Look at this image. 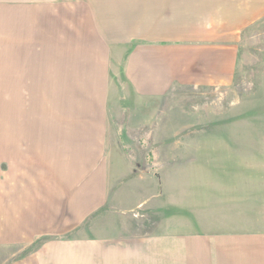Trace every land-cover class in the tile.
Masks as SVG:
<instances>
[{"label":"crops","instance_id":"crops-1","mask_svg":"<svg viewBox=\"0 0 264 264\" xmlns=\"http://www.w3.org/2000/svg\"><path fill=\"white\" fill-rule=\"evenodd\" d=\"M230 10L224 0H0V86L56 87L57 142L0 152L1 247L71 232L114 200L132 170L122 115L128 129L151 127L175 85L232 82L254 17ZM173 231L151 242L60 236L11 264H264V235Z\"/></svg>","mask_w":264,"mask_h":264},{"label":"rangeland","instance_id":"rangeland-1","mask_svg":"<svg viewBox=\"0 0 264 264\" xmlns=\"http://www.w3.org/2000/svg\"><path fill=\"white\" fill-rule=\"evenodd\" d=\"M246 9L254 20L240 29L232 82L175 85L151 127L128 129L122 115L115 126L131 134L120 143L129 149L132 170L122 171L114 200L71 232L39 237L31 247L0 246V264L60 236L151 242L173 230L264 235V0H224V13L233 18ZM55 91L0 86V152L57 147Z\"/></svg>","mask_w":264,"mask_h":264}]
</instances>
